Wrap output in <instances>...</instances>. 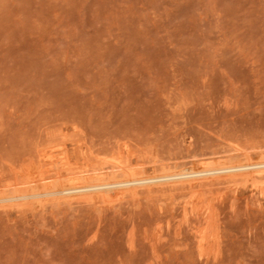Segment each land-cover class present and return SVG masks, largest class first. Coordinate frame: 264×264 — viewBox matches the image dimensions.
<instances>
[{"label":"rangeland","instance_id":"rangeland-1","mask_svg":"<svg viewBox=\"0 0 264 264\" xmlns=\"http://www.w3.org/2000/svg\"><path fill=\"white\" fill-rule=\"evenodd\" d=\"M263 169L264 0H0V264H264Z\"/></svg>","mask_w":264,"mask_h":264},{"label":"bare ground","instance_id":"bare-ground-1","mask_svg":"<svg viewBox=\"0 0 264 264\" xmlns=\"http://www.w3.org/2000/svg\"><path fill=\"white\" fill-rule=\"evenodd\" d=\"M64 150V149H63ZM44 155V154H43ZM46 155V154H45ZM65 156V155H64ZM44 160V158L42 159V156H41V158H40V162H41V165L43 164V161ZM49 160V159H48ZM68 160V159H67ZM43 161V162H42ZM65 161H66V159H65ZM64 161V162H65ZM65 163H67V162H65ZM69 163V162H68ZM40 164V163H39ZM45 164V163H44ZM68 165V164H67ZM234 166V165H233ZM239 166H240V164H239ZM254 167V166H253ZM255 167H257V165L255 166ZM245 167H232V168H222V169H205L204 168V170H202L201 172H199V173H195V172H193L192 171V173H191V175H198V176H201V177H204V176H212L213 178L214 177H216L217 179H218V177H220V176H222V175H225V174H230L231 172L233 173V171H235V170H239V169H244ZM36 169H37V167H36ZM143 169V168H142ZM194 169V168H193ZM263 171H264V169H263ZM89 173V172H88ZM262 173V172H261ZM27 175V174H26ZM110 175V174H109ZM102 177H100L101 178V181L103 182V184H102V182L100 183V185H96V186H93V185H91V186H86L85 184H82V183H80L79 185H76L75 186V184L73 185L71 182V185H69V187H68V189H66V190H62V192L60 191V193H58V194H61V193H65V194H68V195H72V196H80V195H82V194H85V193H87V192H92V191H94V190H105V189H107V190H110V189H115V188H120V187H126V185H129L130 184V182H127V183H123V182H115V181H112L111 180V182H113V183H106V181L108 180L106 177V175L105 174H102L101 175ZM74 177V176H73ZM154 177V176H153ZM172 177H174V176H172ZM113 178V177H112ZM161 178V177H160ZM163 178H165L164 176H163ZM167 178V177H166ZM176 179H177V177H175ZM120 179V178H119ZM148 179V178H147ZM140 180L139 178H138V180L139 181H134V183H142L143 184V182H145V181H148V180ZM150 179V178H149ZM171 179V178H170ZM180 179V178H179ZM80 182H81V180H82V178L80 177ZM78 180V181H79ZM151 180V179H150ZM160 180V179H159ZM164 180V179H163ZM169 180V179H168ZM173 180H174V178H173ZM183 180V179H182ZM126 182V181H125ZM89 183V182H88ZM94 183V182H93ZM57 184V183H56ZM97 184V183H96ZM58 185V184H57ZM54 186V185H53ZM55 187V186H54ZM53 188V187H52ZM59 188V187H58ZM67 188V187H66ZM54 189V188H53ZM57 189V188H56ZM59 190H60V188H59ZM56 192V191H55ZM57 193V192H56ZM52 194H54V192L52 193ZM105 194V193H104ZM64 195V194H63Z\"/></svg>","mask_w":264,"mask_h":264}]
</instances>
